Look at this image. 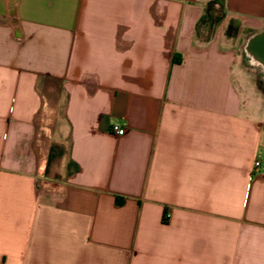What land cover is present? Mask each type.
I'll list each match as a JSON object with an SVG mask.
<instances>
[{
  "label": "crops",
  "instance_id": "0c3cea01",
  "mask_svg": "<svg viewBox=\"0 0 264 264\" xmlns=\"http://www.w3.org/2000/svg\"><path fill=\"white\" fill-rule=\"evenodd\" d=\"M210 1L0 0V264H264V0Z\"/></svg>",
  "mask_w": 264,
  "mask_h": 264
},
{
  "label": "trees",
  "instance_id": "16d2710c",
  "mask_svg": "<svg viewBox=\"0 0 264 264\" xmlns=\"http://www.w3.org/2000/svg\"><path fill=\"white\" fill-rule=\"evenodd\" d=\"M225 16L226 13L224 10L223 0H211L204 7V13L200 18V23H207L210 26H215L216 24L220 23L225 18ZM233 23L235 24L234 26ZM237 28V23H235L233 20H230L226 34L235 35ZM163 220H166V218L164 217Z\"/></svg>",
  "mask_w": 264,
  "mask_h": 264
},
{
  "label": "flooded vegetation",
  "instance_id": "af4514ba",
  "mask_svg": "<svg viewBox=\"0 0 264 264\" xmlns=\"http://www.w3.org/2000/svg\"><path fill=\"white\" fill-rule=\"evenodd\" d=\"M258 44V38L252 35L247 39L244 49L248 63L259 68V81L264 87V52H257Z\"/></svg>",
  "mask_w": 264,
  "mask_h": 264
},
{
  "label": "rangeland",
  "instance_id": "374dc122",
  "mask_svg": "<svg viewBox=\"0 0 264 264\" xmlns=\"http://www.w3.org/2000/svg\"><path fill=\"white\" fill-rule=\"evenodd\" d=\"M216 15V13H215ZM235 24L233 23V26ZM246 40V36L245 34H243L242 36H239V38L235 41L236 45L238 47H241L244 43V41ZM252 89V87H251ZM251 98H252V101H254V104H256L258 106V104H260L262 106V100H264V94L262 91L260 90H254V88L252 89V92H251Z\"/></svg>",
  "mask_w": 264,
  "mask_h": 264
},
{
  "label": "built area",
  "instance_id": "2783aa9c",
  "mask_svg": "<svg viewBox=\"0 0 264 264\" xmlns=\"http://www.w3.org/2000/svg\"><path fill=\"white\" fill-rule=\"evenodd\" d=\"M110 128H111V131L113 133H115L116 135H122L124 133V131H125V127L123 125H119V124H113ZM260 129H261L262 134H263L262 141L264 143V122L260 123ZM259 165H260L259 160H255L254 161L255 168H257ZM164 217L167 218L168 214L166 213L164 215Z\"/></svg>",
  "mask_w": 264,
  "mask_h": 264
},
{
  "label": "bare ground",
  "instance_id": "6f19581e",
  "mask_svg": "<svg viewBox=\"0 0 264 264\" xmlns=\"http://www.w3.org/2000/svg\"><path fill=\"white\" fill-rule=\"evenodd\" d=\"M254 36L258 38V42H259L257 52L258 53H261V51L264 52V49H263V46H264V37H263L264 36V30L255 34Z\"/></svg>",
  "mask_w": 264,
  "mask_h": 264
}]
</instances>
